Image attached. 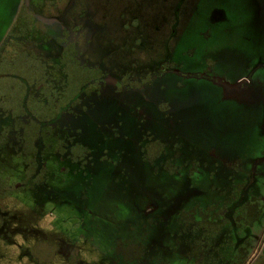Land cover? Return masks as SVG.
<instances>
[{"label":"rangeland","instance_id":"obj_1","mask_svg":"<svg viewBox=\"0 0 264 264\" xmlns=\"http://www.w3.org/2000/svg\"><path fill=\"white\" fill-rule=\"evenodd\" d=\"M6 72L0 264H264V0H0Z\"/></svg>","mask_w":264,"mask_h":264},{"label":"flooded vegetation","instance_id":"obj_2","mask_svg":"<svg viewBox=\"0 0 264 264\" xmlns=\"http://www.w3.org/2000/svg\"><path fill=\"white\" fill-rule=\"evenodd\" d=\"M10 45V46H9ZM16 45H18L17 44V42L16 41H8V43H7V45H6V48L9 50V48L11 47V48H14V46H16ZM21 49H22V46L20 47ZM10 51H12V50H9V52ZM8 52V53H9ZM7 53V54H8ZM9 55V54H8ZM38 79V83H34V84H30V82H27L26 81V84H28V87H27V90H23V94H22V97L20 98V107H21V113L22 114H24V112H26V108H25V105L28 103V102H31V101H28V97L30 96L29 94L30 93H32L33 92V90H36L37 91V93H39V92H41V95H45L46 94V90H47V92H48V95H49V98L50 97H52V94H51V85H50V83H47L46 85L45 84H43L42 83V81H41V77H39V78H37ZM39 80H40V82H39ZM242 80V79H241ZM240 81V80H239ZM105 82L107 83V84H110V85H112V84H115L116 83V81H114L112 78H107L106 80H105ZM231 86L228 88V87H226V88H223V87H221V89H223V90H233V91H235V90H240V88H238V86H236V85H238L237 83H234V84H232V83H229ZM42 88H43V90H42ZM63 90H64V86H63ZM55 95H57V94H55ZM18 96V95H17ZM26 101H27V103H26ZM27 116H28V113H27ZM28 120H27V123L28 124H30V125H32L33 127H38L39 126V122L38 121H34V120H31V118L28 116ZM23 125V127H24V125L27 127V124H22ZM36 138H37V136H36ZM32 152H33V154H36V148H34L33 147V150H32Z\"/></svg>","mask_w":264,"mask_h":264},{"label":"crops","instance_id":"obj_3","mask_svg":"<svg viewBox=\"0 0 264 264\" xmlns=\"http://www.w3.org/2000/svg\"><path fill=\"white\" fill-rule=\"evenodd\" d=\"M23 48L24 47L22 46V49ZM8 52H9V50L5 47V55ZM13 54H16V52L14 51ZM0 76H4L3 78L6 79V86H11V88L10 89L7 88V90H19L17 95H18V99L20 100V98L22 97V94H23V90H27L28 84H26V81L29 82V77L25 73L16 74V73H12V72L11 73L6 72L5 74L2 73V74H0ZM241 79H242V77H240L237 80L239 81ZM18 85H19V87H18Z\"/></svg>","mask_w":264,"mask_h":264}]
</instances>
